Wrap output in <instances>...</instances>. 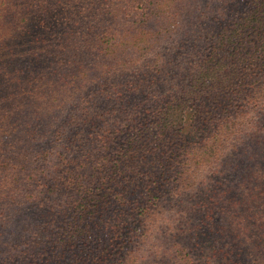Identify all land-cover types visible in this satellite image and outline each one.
Masks as SVG:
<instances>
[{
	"label": "trees",
	"instance_id": "trees-1",
	"mask_svg": "<svg viewBox=\"0 0 264 264\" xmlns=\"http://www.w3.org/2000/svg\"><path fill=\"white\" fill-rule=\"evenodd\" d=\"M184 1L189 9L197 6L196 0L6 5L1 19L20 15V39L12 49L0 47V59L19 62L29 73L45 69L52 79L28 86L33 123L27 132L16 126L20 144L1 160L0 264H223L227 257L264 264V253L258 259L251 249L260 243L257 233H249L244 254L239 245L248 236H237V246L229 242L233 231L224 227L221 194L203 188L193 196L189 183L255 110L258 98L239 96L254 90L233 89L226 71L242 66L249 77L244 71L254 65L264 86V0H242L249 12L234 16L199 68L201 85L225 92L218 105L223 118L212 122L214 142L202 140L199 118L194 128L188 124L201 85L179 86L181 92L140 86L154 73L146 63L138 84L125 86L124 72L116 71L122 60L154 55L161 43L159 54L172 50L165 40ZM230 3L240 8L238 0ZM227 246L230 254L236 246L234 261L222 254Z\"/></svg>",
	"mask_w": 264,
	"mask_h": 264
},
{
	"label": "rangeland",
	"instance_id": "rangeland-1",
	"mask_svg": "<svg viewBox=\"0 0 264 264\" xmlns=\"http://www.w3.org/2000/svg\"><path fill=\"white\" fill-rule=\"evenodd\" d=\"M238 2L241 9L235 8V3H230V0H196L197 6L189 9L187 1H184L183 8L178 6L179 23L171 28L173 32L165 40V43L170 44L172 50L159 54L161 43L154 55L142 58L140 62L132 59L122 60L123 65L116 69L118 73L124 72L122 75H125V80L123 79L122 83H125V86H136L139 82L137 75L144 71V65L148 63L149 66H152L154 73L150 75L146 83H141L140 86H159L158 88H169L176 92H181L179 86H195L193 89L200 86L198 81L203 75L199 68L203 70L210 54L218 46L217 42L220 37L233 26L234 16L242 14L244 10H247L246 14L249 12L250 7L247 8L245 3L242 5V0H238ZM8 3L10 0H0V47L2 49H12L20 39V34L17 33L20 15L14 18L15 21L8 20V18L5 21L1 19L6 18ZM11 5L17 6L14 2ZM16 10L19 12L18 7ZM139 10H144V6H140ZM221 54L227 57L229 55L223 52ZM0 60L1 170V160L11 156L17 149V144H20L21 136L16 134L19 132L23 134L22 131L27 132L35 117L30 108L33 103L30 104L27 101L30 94L28 86H33V82L41 78H52L45 69L39 68L38 71L29 73V69L23 67L19 62L14 61L13 64L8 65V61ZM241 67L236 70L234 66L229 68L226 75L231 74L235 84L232 86L233 89L239 87L244 90L245 86V90L247 88L250 92L254 90L253 93H246V95L241 93L242 95L239 96L244 99L248 95V102L254 97L258 98L257 101H252L255 110L250 116L248 115L246 125L240 127L235 136H231L233 140L227 141L226 148L220 151L217 160H214L213 164L202 165L196 179L189 183L194 185L193 196L203 188L210 189L209 191L214 192L215 195L221 194V202L224 204L222 209L224 227L227 234L233 231L232 235H229V242H233L237 246V236H241V239L248 236L247 243L239 245V251L242 254H244V248L250 246L248 244L249 233L258 234L260 243L251 246L254 247L251 249L259 259L264 253V96L260 97L258 93L264 92V86L259 84L260 76L254 65L244 71L249 77L241 74ZM53 68L55 69L54 65ZM201 86L198 87L202 88L200 97L195 99L194 109L189 112V119L193 118V122L189 123L188 120V124L193 125L194 128L196 125L194 122L199 118L200 127L205 130L200 134L202 140L213 137L214 142L217 134L213 135L215 129L212 128V122L215 119L218 122V119L223 118L222 107H218V105L225 101V92L222 87H214L213 84ZM135 105L136 102L132 104L133 107ZM140 106H146V104L142 103ZM159 112L154 114V118H157ZM140 113L145 114L143 111ZM10 114L13 115V118H10ZM242 119L238 120L239 125ZM16 126H21L22 131L20 129L15 131ZM230 140L232 141L230 142ZM8 172L6 176L11 178L12 174L10 171ZM235 247L232 254H230L229 246L223 248L222 254L229 256L234 261V255L238 254L237 250L235 252ZM228 260L227 257L223 264H236Z\"/></svg>",
	"mask_w": 264,
	"mask_h": 264
}]
</instances>
